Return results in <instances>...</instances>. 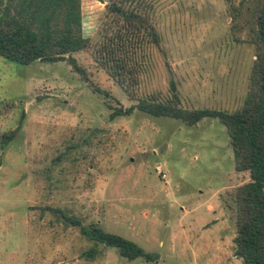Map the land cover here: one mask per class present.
Segmentation results:
<instances>
[{
  "label": "rangeland",
  "instance_id": "374dc122",
  "mask_svg": "<svg viewBox=\"0 0 264 264\" xmlns=\"http://www.w3.org/2000/svg\"><path fill=\"white\" fill-rule=\"evenodd\" d=\"M109 1L83 0L86 37L97 39ZM150 1L164 52L151 49L140 93L168 97L174 80L184 107L240 108L256 59L253 0ZM75 57L87 79L63 62L22 65L0 56V264H243L221 196L247 177L235 173L226 127L138 110L112 119L111 106L134 102L90 54ZM20 124L3 148V133ZM62 213L98 223L158 260L128 261L116 248L95 246Z\"/></svg>",
  "mask_w": 264,
  "mask_h": 264
},
{
  "label": "trees",
  "instance_id": "16d2710c",
  "mask_svg": "<svg viewBox=\"0 0 264 264\" xmlns=\"http://www.w3.org/2000/svg\"><path fill=\"white\" fill-rule=\"evenodd\" d=\"M155 12L156 4L150 0H110L94 41L84 33L83 0H0V56L22 65L63 62L87 79L75 54H90L96 66L134 102L129 108L111 106L112 119L132 115L136 110L180 120L188 126H196L206 118L217 119L230 136L235 173L247 177L221 196L235 219L234 253L243 264H264V0H253L251 29L256 59L249 92L235 111L184 107L174 80L168 97L140 93L142 78L153 57L151 49L164 52ZM20 129L21 124L3 133V148ZM62 216L67 223L79 227L95 246L116 248L128 261L158 260L156 254L104 230L98 223L84 225L80 218L65 213ZM96 251L93 247L87 255L93 257Z\"/></svg>",
  "mask_w": 264,
  "mask_h": 264
},
{
  "label": "built area",
  "instance_id": "2783aa9c",
  "mask_svg": "<svg viewBox=\"0 0 264 264\" xmlns=\"http://www.w3.org/2000/svg\"><path fill=\"white\" fill-rule=\"evenodd\" d=\"M162 177L165 179L166 178V175L164 174Z\"/></svg>",
  "mask_w": 264,
  "mask_h": 264
}]
</instances>
